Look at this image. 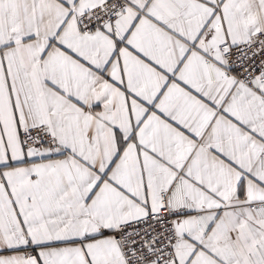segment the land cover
Listing matches in <instances>:
<instances>
[{"label":"snow or ice","instance_id":"snow-or-ice-1","mask_svg":"<svg viewBox=\"0 0 264 264\" xmlns=\"http://www.w3.org/2000/svg\"><path fill=\"white\" fill-rule=\"evenodd\" d=\"M0 264H264V0H0Z\"/></svg>","mask_w":264,"mask_h":264}]
</instances>
